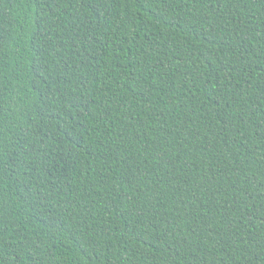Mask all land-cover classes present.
Segmentation results:
<instances>
[{
	"label": "trees",
	"instance_id": "trees-1",
	"mask_svg": "<svg viewBox=\"0 0 264 264\" xmlns=\"http://www.w3.org/2000/svg\"><path fill=\"white\" fill-rule=\"evenodd\" d=\"M0 264H264V0H0Z\"/></svg>",
	"mask_w": 264,
	"mask_h": 264
}]
</instances>
